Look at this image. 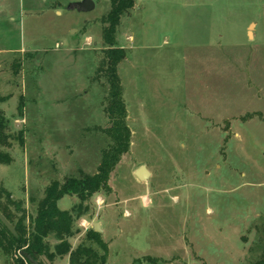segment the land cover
<instances>
[{
    "label": "rangeland",
    "instance_id": "374dc122",
    "mask_svg": "<svg viewBox=\"0 0 264 264\" xmlns=\"http://www.w3.org/2000/svg\"><path fill=\"white\" fill-rule=\"evenodd\" d=\"M78 1L0 0V111L12 158L0 164V192L11 196L0 202L27 225L52 182L95 175L111 145L109 85L97 74L111 0L68 9ZM115 41L126 52L118 75L131 148L110 191L83 203L71 244L99 224L107 264L261 260L264 0H133ZM143 166L147 181L136 176ZM78 204L66 196L58 205ZM0 264H13L2 249Z\"/></svg>",
    "mask_w": 264,
    "mask_h": 264
},
{
    "label": "trees",
    "instance_id": "16d2710c",
    "mask_svg": "<svg viewBox=\"0 0 264 264\" xmlns=\"http://www.w3.org/2000/svg\"><path fill=\"white\" fill-rule=\"evenodd\" d=\"M133 6V0H111V11L103 18L104 41L110 46L104 52L103 61L97 70V74L104 77L109 85L108 104L105 107L109 118L110 128L105 130L111 141V145L102 151L101 164L95 175H82V178H68L65 183L52 182L45 190V198L40 202L36 216L30 218V224H26V218L21 217L17 222L12 213L0 202V212L7 218L10 224L17 230L15 237L0 221V249L12 259L13 264H30L21 255L24 250L34 257L40 264L41 259L53 260L54 258H67L70 264H107L108 244L102 239V235L96 231H89L85 240L74 248L70 240L75 236L73 228L75 220L81 219L84 214L83 203L101 191H110V175L121 161V157L127 154L131 148V130L127 124L128 112L124 102V92L121 79L118 75V66L126 58V52L122 48L115 47V33L123 14ZM11 141L7 119L4 112L0 111V164L10 165L12 158L7 151ZM11 198L2 189L0 192ZM66 196H75L80 204L72 210L63 211L59 208V202ZM19 209V208H18ZM55 240L53 247L50 239ZM254 264H264V256Z\"/></svg>",
    "mask_w": 264,
    "mask_h": 264
},
{
    "label": "water",
    "instance_id": "95a60500",
    "mask_svg": "<svg viewBox=\"0 0 264 264\" xmlns=\"http://www.w3.org/2000/svg\"><path fill=\"white\" fill-rule=\"evenodd\" d=\"M96 2L94 0H80L76 3H71L68 6V9L76 10L80 12H92L95 10ZM151 173L148 171L147 167L143 166L140 169L136 171V176L141 181H147L150 178ZM0 221L5 225V227L15 236H18L17 230L14 229V227L10 224V222L7 220V218L3 215V213L0 212ZM94 230L97 233L102 232V227H100L99 224L94 225ZM20 255L30 264H40L34 257L30 256L27 252L24 250L20 251Z\"/></svg>",
    "mask_w": 264,
    "mask_h": 264
}]
</instances>
